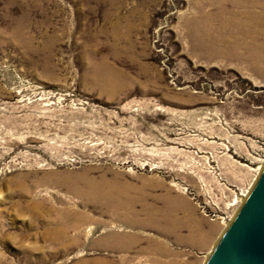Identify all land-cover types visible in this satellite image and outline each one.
Returning a JSON list of instances; mask_svg holds the SVG:
<instances>
[{
	"label": "rangeland",
	"instance_id": "obj_1",
	"mask_svg": "<svg viewBox=\"0 0 264 264\" xmlns=\"http://www.w3.org/2000/svg\"><path fill=\"white\" fill-rule=\"evenodd\" d=\"M263 171L264 0H0V264H208Z\"/></svg>",
	"mask_w": 264,
	"mask_h": 264
},
{
	"label": "water",
	"instance_id": "obj_2",
	"mask_svg": "<svg viewBox=\"0 0 264 264\" xmlns=\"http://www.w3.org/2000/svg\"><path fill=\"white\" fill-rule=\"evenodd\" d=\"M208 264H264V171Z\"/></svg>",
	"mask_w": 264,
	"mask_h": 264
},
{
	"label": "bare ground",
	"instance_id": "obj_3",
	"mask_svg": "<svg viewBox=\"0 0 264 264\" xmlns=\"http://www.w3.org/2000/svg\"><path fill=\"white\" fill-rule=\"evenodd\" d=\"M251 193H252V191H250L248 194L246 193V195H244L245 198L242 200L244 202L243 205L247 202ZM229 224L232 225L233 223H229ZM78 226L79 225H76L74 227V229L76 230L78 228ZM70 231L71 230H59V232L56 234V236L54 235L53 237H51V239L55 240V241H61L62 239H65L67 245H69V244L73 245L74 243L77 242L79 233L77 235H75L76 236L75 238H72V236H70ZM81 264H86V263L83 262Z\"/></svg>",
	"mask_w": 264,
	"mask_h": 264
}]
</instances>
